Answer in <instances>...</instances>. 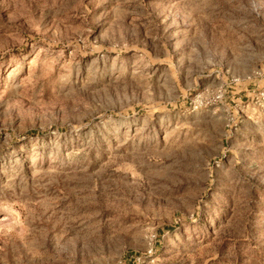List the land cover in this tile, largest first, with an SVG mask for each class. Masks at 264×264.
Returning a JSON list of instances; mask_svg holds the SVG:
<instances>
[{
	"label": "rangeland",
	"instance_id": "rangeland-1",
	"mask_svg": "<svg viewBox=\"0 0 264 264\" xmlns=\"http://www.w3.org/2000/svg\"><path fill=\"white\" fill-rule=\"evenodd\" d=\"M0 264H264V0H0Z\"/></svg>",
	"mask_w": 264,
	"mask_h": 264
}]
</instances>
